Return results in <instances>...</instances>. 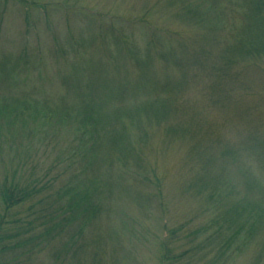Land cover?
Returning a JSON list of instances; mask_svg holds the SVG:
<instances>
[{
  "label": "rangeland",
  "instance_id": "374dc122",
  "mask_svg": "<svg viewBox=\"0 0 264 264\" xmlns=\"http://www.w3.org/2000/svg\"><path fill=\"white\" fill-rule=\"evenodd\" d=\"M159 1L0 0V105L21 107L0 117V186L50 180L75 213V256L20 264H264V0Z\"/></svg>",
  "mask_w": 264,
  "mask_h": 264
},
{
  "label": "trees",
  "instance_id": "16d2710c",
  "mask_svg": "<svg viewBox=\"0 0 264 264\" xmlns=\"http://www.w3.org/2000/svg\"><path fill=\"white\" fill-rule=\"evenodd\" d=\"M159 2H164V0H160ZM252 5L254 6V8H251V10L255 11V14L257 12L258 16H261L262 9L264 7H259V2L257 3V1L252 2ZM187 11L188 10H185L182 16H187L188 14L185 13ZM142 13L143 14L135 20H130V27L139 25L144 26L147 29V32H149L150 38L151 36L153 38V34L158 33V29L149 24L147 20V15L145 14L150 13V11L145 12L142 10ZM189 16H192L193 20L199 18L196 10L194 9L190 11ZM125 20H120V22H125ZM195 24L200 25V23ZM99 29H101V27ZM118 39L122 38L118 37ZM97 42L98 40L94 39L88 43L91 45L95 43L97 45ZM73 47L75 49L77 46L75 45ZM56 50H58L59 53L57 56L60 58L61 55H63V52L61 49H55V52ZM249 53L251 54V52ZM20 108L21 107L19 106V108L17 109L14 104L0 105V117L4 118L7 111L12 114L19 115V113L21 112ZM81 116L83 118V125L86 128L83 137L81 136V139L84 140V136L89 135L91 133L89 128L95 127L91 126V124H88V121H85L87 118L85 115ZM87 131H89V133ZM15 176L17 177L16 174H13L12 176L7 175L3 180L2 186H0V200L4 207L5 213V215L0 214V260H2L1 256L9 254V251L11 252L13 250L11 253L16 254V251L19 250L17 252V255L19 254V256H15L13 258L16 259L15 263L5 262V264H20L23 259L31 261L33 256L38 254V252L43 249L44 245H46V248L48 249L50 248V246L52 247L55 241H59V244L61 246L53 252L55 260H58L59 263H63L67 258L71 256L72 253H74L73 256H75L77 243L74 238L70 236V227L75 221V213L73 212V200L70 199V203L68 205V210L71 208L73 211H62V208L60 210H56L49 205V201H51L53 198V182L40 178H28L22 182L21 180H18ZM87 200H89V198H87ZM90 204V206H87L88 209L86 210V213H92V211H96L95 206H93L94 204L92 202H90ZM26 205L34 207L37 205V207H40V209L34 212L32 211L33 209H30V207H28L29 211L27 215H18L19 218L14 221L7 220V217L11 212L23 208ZM48 209H50V211H48ZM260 211L263 213L262 210ZM30 212H32L33 215L35 213V219H32L33 217L30 215ZM231 214L232 217L234 216L237 219L241 218L246 220V223L243 226V230L246 234H249L253 230L256 223L261 220L260 216L254 218L251 215V211L246 206H238L237 208L232 210ZM225 218H227V216H220V218H217L215 220V225L219 226L218 223L222 220L225 221ZM233 219L234 218L230 219V222L232 224L234 223ZM227 220L229 219L227 218ZM19 223H21V225ZM25 226L26 228H24ZM36 227H40L38 228V234L34 232L36 230ZM24 236V240H21ZM66 236L69 237L65 238ZM233 236L235 239L237 238L238 230L233 234ZM13 239L15 241L11 242L12 245L9 246L8 242L12 241ZM232 244L233 239H229L224 242L221 248H224V251L228 249L230 250ZM24 247L30 248L27 249V252L20 251L24 249ZM170 259L171 258H169V260ZM166 260L167 258H165V261ZM0 264L4 263L0 261Z\"/></svg>",
  "mask_w": 264,
  "mask_h": 264
}]
</instances>
